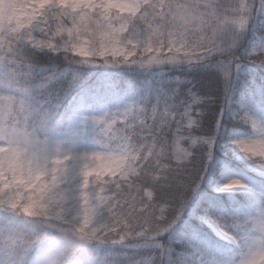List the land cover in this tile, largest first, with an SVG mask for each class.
Listing matches in <instances>:
<instances>
[{
	"label": "snow or ice",
	"instance_id": "1",
	"mask_svg": "<svg viewBox=\"0 0 264 264\" xmlns=\"http://www.w3.org/2000/svg\"><path fill=\"white\" fill-rule=\"evenodd\" d=\"M0 264H264V0H0Z\"/></svg>",
	"mask_w": 264,
	"mask_h": 264
}]
</instances>
